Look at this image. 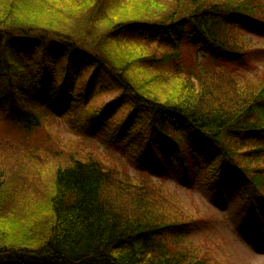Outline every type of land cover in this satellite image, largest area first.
<instances>
[{"label":"trees","instance_id":"trees-1","mask_svg":"<svg viewBox=\"0 0 264 264\" xmlns=\"http://www.w3.org/2000/svg\"><path fill=\"white\" fill-rule=\"evenodd\" d=\"M230 2L0 0V138L26 149L16 129L63 120L73 148L121 159L71 151L39 207L0 198V264H218L188 228L202 216L162 186L193 157L217 189L264 199V65L244 69L259 47L242 33L264 5Z\"/></svg>","mask_w":264,"mask_h":264},{"label":"rangeland","instance_id":"rangeland-1","mask_svg":"<svg viewBox=\"0 0 264 264\" xmlns=\"http://www.w3.org/2000/svg\"><path fill=\"white\" fill-rule=\"evenodd\" d=\"M236 5L237 0H232ZM264 5V0H260ZM219 5L228 6L230 0H216ZM245 28L242 33L244 38L250 40L251 46L259 47L248 52L251 62L244 67L245 70H259L264 65V24H243ZM68 126L63 120L50 119L43 122L38 129V135L27 136L25 132L16 131L25 138L20 146L13 138L4 141L0 138V198L13 200L15 206L21 208L22 202L32 205L28 201H34L35 208L39 207L42 199L39 195L45 194L49 188V176L53 174L63 158H69L72 151L76 158H84L87 155L95 157L109 156V160L118 168L121 166L119 151L103 154L101 145L96 146L91 141L82 139L79 149L73 148L74 142L79 140L73 137ZM36 139L42 140L37 144ZM77 139V140H76ZM67 141V142H66ZM59 143H68V151ZM71 147L69 146L70 144ZM82 143V144H81ZM75 147V146H74ZM84 149L85 152L80 151ZM31 151V154L28 153ZM51 152H55L53 155ZM117 153V154H116ZM116 154V155H114ZM97 159V158H95ZM187 172L177 168L173 162L168 167V179L163 185L171 194L180 198L186 206H192L200 221L192 223L188 227L192 233L193 241L206 250L208 255L215 259L218 264H264V201L262 198L253 199L249 202L240 191L225 190L222 193L216 190L217 182L208 176V173L198 164L197 160L189 158ZM40 169V180L35 175ZM138 178L142 176L137 175ZM155 180V181H153ZM149 182L156 190L159 188L160 179L153 178ZM158 183H157V182ZM153 183V185H152ZM8 185V186H7ZM37 198L39 202L36 203ZM26 199V200H25ZM5 205V202L2 203ZM32 206L25 210L19 218L17 211L12 208L10 213L12 219L17 223L32 213ZM18 216V215H17ZM28 225V223L26 224Z\"/></svg>","mask_w":264,"mask_h":264}]
</instances>
